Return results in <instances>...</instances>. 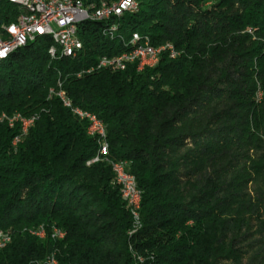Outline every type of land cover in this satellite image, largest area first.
I'll return each instance as SVG.
<instances>
[{"label":"trees","instance_id":"trees-1","mask_svg":"<svg viewBox=\"0 0 264 264\" xmlns=\"http://www.w3.org/2000/svg\"><path fill=\"white\" fill-rule=\"evenodd\" d=\"M135 1L113 38L79 24L74 58H51L39 37L0 62V118L35 119L15 145L20 125L0 120V264H264V0ZM18 13L0 0V35ZM132 33L178 54L86 72ZM58 83L105 125L107 161L86 164L96 138L50 96ZM108 161L141 191L134 232Z\"/></svg>","mask_w":264,"mask_h":264},{"label":"built area","instance_id":"built-area-1","mask_svg":"<svg viewBox=\"0 0 264 264\" xmlns=\"http://www.w3.org/2000/svg\"><path fill=\"white\" fill-rule=\"evenodd\" d=\"M25 3V11H19L17 16H21L20 24H8L2 26L0 35V55L7 52L11 46H16L21 42H32L41 37V33H55L57 42H60V49H52L49 45L47 52L51 58L75 57V53L82 50V42L78 36V19L89 18L94 22H103L106 25L102 29L104 35L110 38L114 34H106V27L109 25H118L117 20L123 13H130L137 6L135 0H112L101 2L98 6L93 4L85 5L81 0H64V5H56L55 0H19ZM31 6H38V15H31ZM111 21V23H108ZM128 42L137 43V50L123 51L113 56H101L97 60V66L86 70L90 72L93 69L124 70L129 64L135 63L136 71L144 68H152V64H158L157 53H166L169 58H175L168 54V47L159 48L150 47L148 38L141 37L137 33H132ZM53 95L57 96L63 106L76 110V116L80 120L87 122V129H95V136L98 144L96 155L88 161L91 163L107 156V140L105 125L92 113L84 111L77 107H72L70 100L66 97L64 91L50 89ZM6 121V120H4ZM35 121V119H28ZM25 123V122H24ZM13 125H8L13 127ZM24 128H19V134L12 139V145L18 143L25 136ZM117 169H121L125 175V183L113 182L119 188L121 200L124 202L125 209L131 216L136 231L140 226L139 215L133 214V207L140 205L141 191L137 188L136 182L133 181V175L127 171V163L117 161ZM65 233L61 232L62 239ZM6 237V232L0 231V239ZM38 238L44 239V233H39ZM2 248H0L1 250ZM46 264H57V261L46 262Z\"/></svg>","mask_w":264,"mask_h":264},{"label":"bare ground","instance_id":"bare-ground-1","mask_svg":"<svg viewBox=\"0 0 264 264\" xmlns=\"http://www.w3.org/2000/svg\"><path fill=\"white\" fill-rule=\"evenodd\" d=\"M11 3L15 4L19 11H25V3L24 2H20L19 0H9ZM55 4L56 5H64V0H55ZM137 11V6L136 8H134V10H132L130 13H134ZM31 15H38V6H31ZM86 21H92V19L89 18H79L78 19V25L86 22ZM21 23V16H18L16 21L10 23V24H20ZM117 31V25H110L109 26V32L110 34H113ZM41 37H49L51 40V44H52V49H60V42H57V36L55 35V33H41ZM148 42L149 39H148ZM28 42H21L20 44L16 45V46H11V48H9L7 50L6 53L0 55V62L6 60L12 53L16 52L18 49L22 48L23 46H25ZM129 49L126 51H133V50H137V43L135 42H129L128 45ZM150 47H157V46H153L150 43ZM168 47V54L172 57H176L177 53L175 52V49L173 47L172 44L170 43H165L162 45H159V48H166ZM162 53H157V61H159L160 56ZM78 53H75V56H77ZM157 64H152V67L156 66ZM97 66V63L95 65V67ZM94 67V66H92ZM91 68V67H90ZM111 71H115V70H111ZM51 94H53V91H50V96ZM75 115H76V110H71ZM3 118H6L8 121V125H13V122H15V124H19L20 128H24L25 134L28 131V127L33 124V121H28V118H25L23 116H21L20 114H15L12 117H7L4 116ZM29 119H34V118H29ZM25 122V123H24ZM87 134L90 136H95V129H87ZM107 153H108V146H107ZM99 160H106V158L103 159H99ZM97 160V161H99ZM110 167H111V172L113 173V182H117V183H125V175L123 174V171L121 169H117V161H108ZM86 164H91V161H87ZM133 181H135V178L133 176ZM139 206L133 207V214L134 215H139ZM1 231V230H0ZM134 232V231H131ZM39 233H44V237L46 235V232L43 229L40 230H36L33 231L32 234L35 235L36 237H38ZM52 235L53 237L56 238H60L61 237V232L59 230L56 229H52ZM42 239V238H40ZM9 242V237H2L0 239V248L5 247V245ZM55 261L53 258H49L47 259L46 262H52Z\"/></svg>","mask_w":264,"mask_h":264},{"label":"rangeland","instance_id":"rangeland-1","mask_svg":"<svg viewBox=\"0 0 264 264\" xmlns=\"http://www.w3.org/2000/svg\"><path fill=\"white\" fill-rule=\"evenodd\" d=\"M210 1H212V0H209V2ZM209 2H208V4H209ZM175 49V48H174ZM175 52L178 54V52L175 50ZM258 96H260V93L258 94ZM4 116H6V115H2L1 116V118H0V120H6L5 118H3ZM7 117H11V116H7ZM6 123H7V121H6ZM8 125V124H7Z\"/></svg>","mask_w":264,"mask_h":264}]
</instances>
